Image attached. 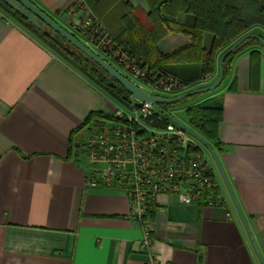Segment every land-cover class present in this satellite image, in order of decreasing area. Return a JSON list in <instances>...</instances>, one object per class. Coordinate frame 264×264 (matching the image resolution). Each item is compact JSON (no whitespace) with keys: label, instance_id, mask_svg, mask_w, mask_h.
Masks as SVG:
<instances>
[{"label":"crops","instance_id":"obj_1","mask_svg":"<svg viewBox=\"0 0 264 264\" xmlns=\"http://www.w3.org/2000/svg\"><path fill=\"white\" fill-rule=\"evenodd\" d=\"M29 1L71 33L62 18L76 0ZM123 1L149 11L144 0ZM174 20L193 24L186 14ZM250 33L264 39L262 27ZM210 42L205 34L206 49ZM190 43L170 34L157 49L168 55ZM217 56L207 80L218 73ZM212 98L222 103L215 138L198 135L214 151L264 264V50L251 46L236 55L221 85L191 98L183 112ZM115 103L0 10V264H149L152 258L159 264H259L213 160L194 139L219 202L184 204L159 195L150 216L152 244L149 251L141 247V228L129 217L124 192L89 188L88 166L77 154L87 135L79 128L91 114L112 116ZM73 136L77 146L69 155Z\"/></svg>","mask_w":264,"mask_h":264},{"label":"built area","instance_id":"obj_2","mask_svg":"<svg viewBox=\"0 0 264 264\" xmlns=\"http://www.w3.org/2000/svg\"><path fill=\"white\" fill-rule=\"evenodd\" d=\"M66 14L77 19L71 27L89 37L88 47L142 90L144 86L178 94L186 89L169 77L154 81L146 67L120 48L115 49L105 26L82 0L70 5ZM159 123H165L164 127L156 126ZM193 148V138L184 130L151 105L132 101L129 108L116 107L111 119L92 122L77 154L88 166L89 188L124 192L129 217L141 228V247L149 251L150 212L159 195L175 196L184 204L212 206L219 202L211 169ZM149 264L159 263L152 258Z\"/></svg>","mask_w":264,"mask_h":264},{"label":"trees","instance_id":"obj_3","mask_svg":"<svg viewBox=\"0 0 264 264\" xmlns=\"http://www.w3.org/2000/svg\"><path fill=\"white\" fill-rule=\"evenodd\" d=\"M144 1L149 9L147 14L123 0H82L91 14L105 26L115 49L120 48L128 57L135 58L142 67L148 68L154 81L169 77L185 87V90L213 74L215 57L218 52L247 35L251 28L255 26L264 28V0ZM0 10L40 38L70 65L99 86L116 103L124 108L131 106L130 94L99 66L67 42L62 39L59 42L49 39L1 1ZM179 14L192 16L193 24L186 26L176 22L174 19ZM170 34H182L191 43L174 53L162 55L157 49V44ZM205 34L211 36L210 46L207 49L203 46ZM251 46L260 47L257 41L250 40L248 45L238 48L224 60L223 78L229 62ZM193 97L159 107L169 113V110L184 105ZM221 112L220 99L212 98L186 108L184 115L189 128L195 133L206 139H213L221 120ZM102 118L111 119V116L91 114L78 131L85 134L83 131L87 126ZM151 124L155 125L153 121ZM164 125L165 123H159L156 126L164 127ZM75 141L73 136L68 149L69 155H72L77 146ZM192 151L199 152L195 147Z\"/></svg>","mask_w":264,"mask_h":264},{"label":"water","instance_id":"obj_4","mask_svg":"<svg viewBox=\"0 0 264 264\" xmlns=\"http://www.w3.org/2000/svg\"><path fill=\"white\" fill-rule=\"evenodd\" d=\"M2 3H4L7 7H9L11 10L16 12L18 15H20L23 19H25L28 23H30L33 27L38 29L39 31L43 32L46 36H48L49 39L59 42L60 39L67 42L70 46L75 48L77 51H79L81 54H83L85 57H87L89 60H91L93 63H95L97 66H99L103 71H105L108 76L112 79H114L116 82H118L129 94L130 99L132 101H135L137 103H145L151 105L157 112L163 114L167 119H169L171 122H173L175 125L180 127L182 130H184L191 138L199 142L201 145H203L207 152L209 153L211 159L213 160V163L215 165L216 170L218 171L221 180L223 182V185L232 201V204L234 206V209L237 213V216L247 234L248 240L250 241L251 247L253 249V252L255 256L257 257L259 264H263L252 240L249 235L248 229L243 221V218L241 216V213L239 211V208L237 207V204L233 198V195L229 189V186L227 184V181L223 175V172L221 170V167L219 165L218 159L212 150V148L209 146V144L197 133H195L193 130H191L186 125L180 123L178 120L173 118L168 112L163 111L159 106L160 105H170L174 104L180 101H183L189 97H193L196 95H203L210 92L215 91L222 83L224 72H223V64L224 60L232 53H234L238 48L248 45L250 40H255L258 42L260 47L264 50V39H262L257 34H247L243 37H241L239 40L234 42L232 45H230L219 57L218 59V73L216 79L208 86L193 89L184 93H181L179 95H176L174 97H163V96H157L154 94H150L144 90H142L140 87H138L133 82L129 81L126 77H124L121 73H119L112 65H110L107 61H105L102 57H100L98 54L93 52L91 49H89L86 45H84L82 42H80L78 39H76L71 33H69L67 30H65L63 27H61L58 23H56L52 18H50L48 15H46L43 11H41L39 8H37L33 3H31L29 0H0Z\"/></svg>","mask_w":264,"mask_h":264},{"label":"rangeland","instance_id":"obj_5","mask_svg":"<svg viewBox=\"0 0 264 264\" xmlns=\"http://www.w3.org/2000/svg\"><path fill=\"white\" fill-rule=\"evenodd\" d=\"M2 11V10H1ZM3 12V11H2ZM4 13V12H3ZM6 16H8L6 13H4ZM65 16L62 18L63 19V21L65 22V24L67 25V27H69L71 30V33H73L74 35H76V36H78L79 38H81V42H83V44L84 45H86V46H88L87 45V43L89 44V37L87 36V35H83V34H81V33H79V32H77V31H75L74 29H72V27H71V25H72V23H73V21H77V19L76 18H74V17H71V16H69V15H67L66 14V12H65V14H64ZM9 17V16H8ZM229 46H227L226 48H224L223 50H221L220 52H218V56H217V59L219 58V56L221 55V53L222 52H224L227 48H228ZM69 50L70 51H73L71 48H69ZM92 50V49H91ZM55 52V51H54ZM59 57H61L63 60H64V58L61 56V55H59L57 52H55ZM65 62H67L66 60H64ZM68 63V62H67ZM69 64V63H68ZM70 65V64H69ZM72 66V65H71ZM73 67V66H72ZM74 68V67H73ZM75 70H77L76 68H74ZM148 69V68H147ZM118 70V69H117ZM120 70V69H119ZM80 74H82L79 70H77ZM120 72V71H119ZM120 73H122V72H120ZM123 74V73H122ZM83 75V74H82ZM84 76V75H83ZM85 77V76H84ZM216 77H217V72L215 73V75H214V77L211 79V80H207V79H204L200 84H197V85H194V86H191L190 87V89H187V90H184V91H182V92H180V93H178V94H166L165 92H162V91H156V90H154V89H150V88H148V87H144L143 86V89H144V91H146V92H148V93H150V94H154V95H157V96H164V97H174V96H176V95H179V94H181V93H184V92H187V91H190V90H193V89H197V88H201V87H205V86H208V85H210L211 83H212V81H214L215 79H216ZM85 78H87V77H85ZM88 79V78H87ZM89 81H91L90 79H88ZM92 82V81H91ZM93 83V82H92ZM93 84H95V83H93ZM97 86V85H96ZM100 90H102L99 86H97ZM103 91V90H102ZM104 92V91H103ZM105 93V92H104ZM106 94V93H105ZM107 95V94H106ZM108 96V95H107ZM108 97H110V96H108ZM190 100L191 99H189L188 100V103L190 102ZM188 103H186V104H188ZM115 104H117L116 106L117 107H120V108H122V109H125L123 106H121V105H119L118 103H115ZM185 105V104H184ZM184 105H181V106H178V107H176V108H174V109H171V110H169V112H170V115L173 117V118H175L176 120H178L180 123H182V124H184V125H188V123H187V121H186V119H185V115H184V112H183V107H184ZM188 127V126H187ZM198 144L199 145H201L199 142H198ZM201 147L204 149V151H206L207 152V150H206V148L203 146V145H201Z\"/></svg>","mask_w":264,"mask_h":264}]
</instances>
